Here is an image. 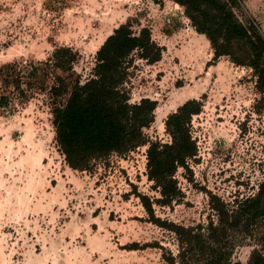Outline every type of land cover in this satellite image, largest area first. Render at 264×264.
<instances>
[{
	"label": "rangeland",
	"instance_id": "rangeland-1",
	"mask_svg": "<svg viewBox=\"0 0 264 264\" xmlns=\"http://www.w3.org/2000/svg\"><path fill=\"white\" fill-rule=\"evenodd\" d=\"M234 11L264 34V0H241ZM122 24L136 35L148 29L161 51L153 64L136 54L128 64L130 103H157L149 139L169 143L167 116L187 101L201 104L188 124L196 155L176 170L170 206L156 201L145 146L79 172L55 137L64 90L91 78L97 51ZM56 50L71 71L55 67ZM212 58L172 0H0V264H167L178 247L165 224L206 226L216 220L214 199L231 208L253 197L264 178V98L251 69ZM137 194L151 199L158 225ZM256 224L233 261L245 264L253 249L264 256Z\"/></svg>",
	"mask_w": 264,
	"mask_h": 264
},
{
	"label": "trees",
	"instance_id": "trees-1",
	"mask_svg": "<svg viewBox=\"0 0 264 264\" xmlns=\"http://www.w3.org/2000/svg\"><path fill=\"white\" fill-rule=\"evenodd\" d=\"M172 1L184 9L194 30L208 40L213 63L227 57L235 66L251 69L255 87L264 98V34L253 18L243 22L237 17L234 10L241 0ZM61 51H55V67L71 71L72 61L64 55L59 57ZM133 54L148 64L161 57L148 29H140L136 35L122 24L97 51L91 78L83 83L73 81L69 90L63 91L68 97L53 112L55 137L68 167L79 172H90L97 163L145 146L147 177L159 189L160 199L156 201L162 207L170 206L178 198L173 178L176 170L186 168V160L196 155L188 124L191 116L200 112L201 104L187 101L167 116L164 126L169 143L150 140L144 130L154 122L157 103L148 98L130 103L126 85ZM137 197L149 222L158 225L151 199ZM212 206L216 220L206 226L165 224L178 247L175 256L169 254L164 259L167 264H242L232 256L239 239L253 229L250 222L264 220V178L253 197L234 202L231 208L214 199ZM245 264H264V256L253 249Z\"/></svg>",
	"mask_w": 264,
	"mask_h": 264
},
{
	"label": "snow or ice",
	"instance_id": "snow-or-ice-1",
	"mask_svg": "<svg viewBox=\"0 0 264 264\" xmlns=\"http://www.w3.org/2000/svg\"><path fill=\"white\" fill-rule=\"evenodd\" d=\"M250 223H252L253 230H255L256 227H257L256 222H250ZM259 227L262 228V229H264V221H260V222H259Z\"/></svg>",
	"mask_w": 264,
	"mask_h": 264
}]
</instances>
